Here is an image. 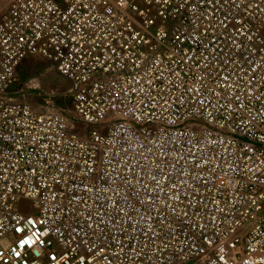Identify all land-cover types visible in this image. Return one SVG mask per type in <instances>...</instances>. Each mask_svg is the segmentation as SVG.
<instances>
[{
  "label": "built area",
  "instance_id": "built-area-1",
  "mask_svg": "<svg viewBox=\"0 0 264 264\" xmlns=\"http://www.w3.org/2000/svg\"><path fill=\"white\" fill-rule=\"evenodd\" d=\"M40 54L72 121L17 99ZM262 59L264 0H3L0 264H264Z\"/></svg>",
  "mask_w": 264,
  "mask_h": 264
},
{
  "label": "rangeland",
  "instance_id": "rangeland-1",
  "mask_svg": "<svg viewBox=\"0 0 264 264\" xmlns=\"http://www.w3.org/2000/svg\"><path fill=\"white\" fill-rule=\"evenodd\" d=\"M34 58L23 63L19 70V95L18 100L28 102L38 111L44 112L50 109L61 110L69 120L74 119L72 103L68 90L69 81L62 77L53 67L51 62L43 60L39 64H33ZM45 79L55 81L56 87L50 89L48 86L37 81L39 75Z\"/></svg>",
  "mask_w": 264,
  "mask_h": 264
},
{
  "label": "snow or ice",
  "instance_id": "snow-or-ice-1",
  "mask_svg": "<svg viewBox=\"0 0 264 264\" xmlns=\"http://www.w3.org/2000/svg\"><path fill=\"white\" fill-rule=\"evenodd\" d=\"M3 0H0V3H2ZM105 3H108V0H104ZM113 4H114V7L115 9L120 12L121 14L125 13L126 10H129V9H132L133 8V5L135 3V0H112ZM108 12H112L113 11V8L112 7H109L107 9ZM146 20H149V23H151V20L148 18V17H145ZM239 35H241L242 37L246 38V39H250V36L248 33L244 32L243 28H241L239 30ZM242 46V45H241ZM45 59V55L44 54H40V55H37L34 60H33V64H39L41 61H43ZM257 72H264V59H262L261 61V64L257 67L256 69ZM255 74V73H254ZM33 83H39V84H43L45 86H48L50 89H53L56 87V83L55 81L51 80L50 78V75H49V78L48 79H45L43 77V75H39L38 76V79L37 81H34ZM226 87V85L224 86ZM242 107V105H241ZM177 199H179V197H177ZM173 211L175 212L176 210L173 209ZM184 216H187V213L185 212L183 214ZM29 223H31V225L33 227L36 226L37 223H42V222H37V221H30ZM161 227H169V225H162ZM202 227V225H201ZM18 232H21L23 233V235L19 236L18 237V244L21 246V247H25V248H29L31 249L32 247H39L40 245H43L45 243V241L43 239H40L39 236H36L35 237V241L33 240V238L31 236L28 235V233L24 230V229H17ZM167 236V233H161V237H164L166 238ZM85 243V247L82 251V253L80 254L81 255V258L82 260H87V258L89 256H94V252L91 251V249H89L87 247V244L86 242ZM208 245L211 247L213 246V241L212 240H208L207 241ZM46 251V249H45ZM180 251H183V249H181ZM3 253H0V256H2ZM21 255L20 252H16V256L19 257ZM49 256H50V260H57L59 257H62L63 256V251H58L56 253H49ZM220 259H224L223 257H220ZM177 264H183V260L181 258H178V262ZM207 264H211V261L209 260L207 262Z\"/></svg>",
  "mask_w": 264,
  "mask_h": 264
},
{
  "label": "crops",
  "instance_id": "crops-1",
  "mask_svg": "<svg viewBox=\"0 0 264 264\" xmlns=\"http://www.w3.org/2000/svg\"><path fill=\"white\" fill-rule=\"evenodd\" d=\"M30 59H31V58H30ZM27 61H29V59H28V60H26L25 62H27ZM25 62H24V63H25Z\"/></svg>",
  "mask_w": 264,
  "mask_h": 264
}]
</instances>
